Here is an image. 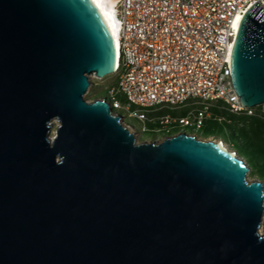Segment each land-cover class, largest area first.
<instances>
[{
  "label": "water",
  "instance_id": "water-1",
  "mask_svg": "<svg viewBox=\"0 0 264 264\" xmlns=\"http://www.w3.org/2000/svg\"><path fill=\"white\" fill-rule=\"evenodd\" d=\"M116 57L91 0H0V264H264V181L235 150L185 132L138 142L84 98ZM230 74L243 106L264 104L257 3Z\"/></svg>",
  "mask_w": 264,
  "mask_h": 264
},
{
  "label": "built area",
  "instance_id": "built-area-1",
  "mask_svg": "<svg viewBox=\"0 0 264 264\" xmlns=\"http://www.w3.org/2000/svg\"><path fill=\"white\" fill-rule=\"evenodd\" d=\"M109 1L117 42L114 73L118 81L109 91L114 112L122 109L144 124H177L196 130L204 120L224 121L210 113L212 108L264 119V104L242 105L230 74L239 24L253 4L264 11V0ZM120 95L125 104L118 99ZM188 100L202 108L180 118L149 116Z\"/></svg>",
  "mask_w": 264,
  "mask_h": 264
},
{
  "label": "rangeland",
  "instance_id": "rangeland-1",
  "mask_svg": "<svg viewBox=\"0 0 264 264\" xmlns=\"http://www.w3.org/2000/svg\"><path fill=\"white\" fill-rule=\"evenodd\" d=\"M117 77L118 75L113 73L111 75L105 76L103 78H96L94 75H90L88 77L89 87L84 95V98L87 100H94L96 98H105L108 102H110V89L115 88L117 86ZM121 104L126 103V99L124 97L123 101H120ZM202 106L200 103H194L193 100H188L185 105L180 106L178 108H170L166 107L160 111L149 114V116H164L169 115L172 118H180L187 116L190 112L196 113L197 110L201 109ZM137 109L134 106H131V110ZM116 113L120 114L122 117V123L127 126L135 135V138L138 142L146 141H160L165 136L174 135L179 132H185L187 134H193L199 139H211L215 141L222 140L225 146L229 150H234L232 146H230V136L226 131L225 125L221 122L216 121L214 118L204 120L203 126L201 129H194L193 127H180L177 124H170L167 126H161L159 124H144L138 121L135 118H129L127 116V112L122 109L115 110ZM218 111V110H217ZM210 113L215 116L212 109H210ZM221 112H216V116H221ZM215 120V122H212ZM57 127V123L55 122L52 127V132L55 131ZM145 127V130H143ZM209 132V133H208ZM212 134L209 137H205L206 134ZM246 162V161H245ZM249 181L258 179L256 176H253L248 173L247 176ZM260 232H264V221H262V226L260 227Z\"/></svg>",
  "mask_w": 264,
  "mask_h": 264
},
{
  "label": "trees",
  "instance_id": "trees-1",
  "mask_svg": "<svg viewBox=\"0 0 264 264\" xmlns=\"http://www.w3.org/2000/svg\"><path fill=\"white\" fill-rule=\"evenodd\" d=\"M118 99L123 101L124 96L120 95ZM212 111L214 115L218 112L216 108H212ZM220 114L224 118L221 123L230 136L229 145L246 161L250 168L249 174L264 181V119L257 116H236L226 111ZM208 133L205 137L212 135Z\"/></svg>",
  "mask_w": 264,
  "mask_h": 264
},
{
  "label": "bare ground",
  "instance_id": "bare-ground-1",
  "mask_svg": "<svg viewBox=\"0 0 264 264\" xmlns=\"http://www.w3.org/2000/svg\"><path fill=\"white\" fill-rule=\"evenodd\" d=\"M91 1L96 6V8L99 10V12L102 15L108 29L110 30V32L113 36L115 52L117 54V44H116L117 42H116L114 25H113V20H112V15H111V1H109V0H91Z\"/></svg>",
  "mask_w": 264,
  "mask_h": 264
},
{
  "label": "snow or ice",
  "instance_id": "snow-or-ice-1",
  "mask_svg": "<svg viewBox=\"0 0 264 264\" xmlns=\"http://www.w3.org/2000/svg\"><path fill=\"white\" fill-rule=\"evenodd\" d=\"M237 19H239V17Z\"/></svg>",
  "mask_w": 264,
  "mask_h": 264
}]
</instances>
